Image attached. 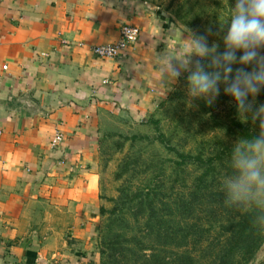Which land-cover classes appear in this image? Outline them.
<instances>
[{
	"label": "crops",
	"instance_id": "0c3cea01",
	"mask_svg": "<svg viewBox=\"0 0 264 264\" xmlns=\"http://www.w3.org/2000/svg\"><path fill=\"white\" fill-rule=\"evenodd\" d=\"M123 24L139 39L95 54ZM184 39L140 0H0V264H97L99 130L150 115L186 74L154 78L157 58Z\"/></svg>",
	"mask_w": 264,
	"mask_h": 264
},
{
	"label": "rangeland",
	"instance_id": "374dc122",
	"mask_svg": "<svg viewBox=\"0 0 264 264\" xmlns=\"http://www.w3.org/2000/svg\"><path fill=\"white\" fill-rule=\"evenodd\" d=\"M140 1L185 39L206 34L223 51L235 0ZM187 75L148 117L121 112L99 130L97 264H264V227L254 224V210L227 206L219 182L228 151L243 137L236 122L254 134L258 125L240 116L223 85L211 105L189 101ZM255 103H264V91ZM179 153L194 158L182 161Z\"/></svg>",
	"mask_w": 264,
	"mask_h": 264
},
{
	"label": "clouds",
	"instance_id": "9594fccd",
	"mask_svg": "<svg viewBox=\"0 0 264 264\" xmlns=\"http://www.w3.org/2000/svg\"><path fill=\"white\" fill-rule=\"evenodd\" d=\"M225 24L223 51H218L215 42L209 46L206 34L190 32L184 43L176 46L175 54L161 52L154 78H163L171 86L187 72L189 101L202 98L208 105L215 102L223 85L240 116L258 125L255 134L235 142L228 170L219 182L225 204L254 210V224L264 227V103H255L264 91V0H235Z\"/></svg>",
	"mask_w": 264,
	"mask_h": 264
},
{
	"label": "built area",
	"instance_id": "2783aa9c",
	"mask_svg": "<svg viewBox=\"0 0 264 264\" xmlns=\"http://www.w3.org/2000/svg\"><path fill=\"white\" fill-rule=\"evenodd\" d=\"M141 29L137 25L123 24L120 28V36L117 42L111 44L98 45L94 47V52L100 57L116 59L124 54L129 45L134 44L140 36ZM4 68L7 65H3ZM64 140V135L60 132L54 134L51 146L56 147Z\"/></svg>",
	"mask_w": 264,
	"mask_h": 264
},
{
	"label": "trees",
	"instance_id": "16d2710c",
	"mask_svg": "<svg viewBox=\"0 0 264 264\" xmlns=\"http://www.w3.org/2000/svg\"><path fill=\"white\" fill-rule=\"evenodd\" d=\"M236 124L241 128V133H242L243 137H245V136H250V135H253V134H254V133L250 132L249 129H248L247 127H245L241 122L237 121ZM159 139H160L162 142H164V141H165V137H164V135H163V134H160V135H159ZM222 152L225 153L226 151L223 150ZM230 152H231V151H228V154H229V155H230ZM179 157L181 158L182 161H185V160H187V159H192V158H194V157L191 156V155H187V154H183V153H179ZM197 158H198V160L201 159L200 156L197 157ZM212 160H213V159H209V160H208L209 163L212 162Z\"/></svg>",
	"mask_w": 264,
	"mask_h": 264
}]
</instances>
